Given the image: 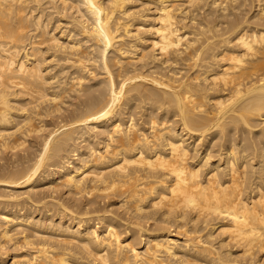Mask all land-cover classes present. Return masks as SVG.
Wrapping results in <instances>:
<instances>
[{"label":"bare ground","instance_id":"bare-ground-1","mask_svg":"<svg viewBox=\"0 0 264 264\" xmlns=\"http://www.w3.org/2000/svg\"><path fill=\"white\" fill-rule=\"evenodd\" d=\"M226 1L0 0V151L6 148L20 151L31 133H41L34 137L42 139L35 155H29V164L23 160L27 165H20L21 160L19 163L16 159L20 167L17 164L16 168L15 163L14 170L9 168L8 176L0 175V189H9V193L0 191V204L13 199V206H17L22 194L37 199L35 195L41 187L39 191L36 188L45 180L49 186H44L43 192L63 186L71 198L102 193L110 199L109 195L116 196L120 190L123 198L117 196L121 199L119 205L122 204L119 207L123 210L125 205L130 206L136 213L133 217L139 219L137 222L147 218L149 223V219L155 221L153 225L158 221L170 224L169 227L174 225L173 229L178 230L189 223L195 227L191 231L190 224V229L187 226L190 231L186 229L179 237L177 230L174 234L168 229L157 233L162 225H154L155 229L148 224L149 229L153 228L149 230L143 227L146 223L134 221L139 234L144 236L142 249L140 241L135 240L138 234L132 236L135 241L122 237L121 231L118 232L121 223L117 229L114 222L118 221L114 218L108 221L112 218L109 214L108 223L100 231L92 223L90 212L82 211L85 208L76 212L70 204L61 205L60 198L61 201L55 202L57 210L53 207L52 212V198L44 201L32 198V205L41 211L38 214L58 216L60 220L53 223L49 217V222L33 218L31 205L30 210L24 205L25 211V207L20 210L23 204L19 210L15 208L18 211L3 206L0 264H72V258L78 264L86 262L87 256L80 260L68 247L74 250L79 247V251L91 256L97 264H171L170 261L172 264H264V0L253 2L255 10L251 18L256 28L241 25L242 20H237L245 17V14L239 16L241 6L246 4L243 0H233L230 4ZM199 5L204 6H200L201 11L206 6V10L215 12L210 13L216 15L215 19L220 17L216 19L219 22L221 15L228 16L231 8L237 19L228 16L235 21L230 22V34L224 33L225 30L220 34L211 21L204 24L206 12L202 14L206 16L203 23L196 22L198 26L193 22L197 29L191 23L195 30L183 29L188 27V22L182 24L188 10H193L188 8ZM68 11L71 20L63 22L62 17L66 18ZM53 19L57 26L49 28ZM169 62L170 66L179 64V72L171 71L175 66L169 68L170 74L160 68L167 69L165 64ZM180 65L196 66V72L187 77L182 73L185 66L182 69ZM180 71L186 77L177 74ZM66 96H74L81 102L70 115L64 112L67 117L61 114L63 119L58 122L59 115H51L63 112L61 105ZM137 99L144 102L146 121L143 117V123L149 125L146 131L135 119L136 108L142 102H136ZM27 104L33 106L28 108ZM132 108L136 109L132 110L135 114L123 116L128 118L124 122L122 115ZM19 117H23L21 121L17 120ZM44 117L49 121L55 118L54 127H47ZM260 124L263 126L258 127ZM245 131L257 132V140H250L249 133L246 139L240 136L243 140L239 141L235 133L243 135ZM18 146L21 147L17 149ZM213 147H217V158L212 156L216 154L211 151ZM14 152L7 153L15 157ZM192 152L194 155L201 152L198 164H194L197 161L193 157L195 162L190 163L192 159L189 162ZM2 153V157L7 154ZM56 179L61 180L58 186L52 185ZM23 188L19 193L18 189ZM57 194L53 195L56 200ZM99 194L95 196L97 199L102 196ZM103 198L105 201L104 196L100 202L97 200L100 205L104 204ZM147 202L151 203V207L148 204L151 211L146 209ZM84 206L87 208L89 203ZM110 208H105L111 211L108 213L116 211ZM105 213L100 216L103 220ZM64 218L67 221L62 222ZM24 223L26 227L33 226L30 227L33 238L38 236L42 240L45 235L38 234H49L44 229H51L60 231L58 235L64 239L53 236L47 239V235L42 243L34 242L30 234L22 233V246L30 245L36 251L25 254L32 249L25 245L29 250L16 253L19 240L12 241V228L25 230L20 227ZM18 235L19 232L16 239ZM11 241L18 246L11 247L13 252L7 245ZM58 243L60 246H56ZM258 254L261 257L255 262Z\"/></svg>","mask_w":264,"mask_h":264},{"label":"rangeland","instance_id":"rangeland-1","mask_svg":"<svg viewBox=\"0 0 264 264\" xmlns=\"http://www.w3.org/2000/svg\"><path fill=\"white\" fill-rule=\"evenodd\" d=\"M231 1H233V0H227L225 3L230 4ZM235 1H236V0H234L233 2H235ZM238 1H240V0H238ZM247 1H249V2L247 3ZM241 2H242V0H241ZM253 2H255V0H254V1H253V0H243V3H246V4H245V6H244V5L241 6V8H240L241 10H239L240 15H239V13H237V14H238L239 16H243V14H245V17H244V18H243V17H241L240 19H239V17H238V19L235 18L237 15H236V14L232 15L231 8H229L230 10L228 11V13H229L228 16L231 17V18L233 17L234 20H236V19L239 20V21L242 20V21H241V23H242L241 25H243V24H248V25H250L251 28L255 27L254 25H256V24H254V22H253V20H252L253 18H251L252 15H253L252 13H254V10H255L254 7H253V4H254ZM200 6L204 8V6H202V5H199V6H193V8H192V7H189V8H188V9L191 8V9H193V10H188V12H187L188 15H187L186 21H185V23H182V24H187V22H188L187 26H188V27L191 26V27H190L191 29L188 28V27L183 28V29H188L189 31H191V30H195L194 27H195L196 25L199 26L200 21H201V23H203L205 17L208 15V16L206 17V18L208 19V21H207V19H205L206 21H204V24H205L206 22L211 21V22H213V24H212V25H211V23H209V24H210L211 26H214L215 29H216V26H217V30L219 29V33H220V34H222L223 30H225L224 33L227 32V34H230V30H231V26H230L231 23H230V22H231V21H232V22H235L234 20L229 19L228 16L221 15V17H222L221 19H222V20H221V22H219L220 19H218L219 21H217L216 19H217V18H220V17L217 16V18L215 19L216 15L213 16L214 14H213V15L211 14V13H215V12L210 11V9H209V10H206V9H208L206 6H205L204 11H201V10H200ZM197 7H199V8L196 9V11H195V8H197ZM243 7H244V9H243ZM203 8H202V9H203ZM250 9H251V11H250ZM198 10H199L200 13L198 12ZM205 10H206V11H205ZM242 10H249V11H244V12H243ZM189 11H190V13H189ZM192 11H194V12H196V13H194V12H192ZM207 11H209V12H208L209 14L207 13ZM240 11H242V12H240ZM68 12H69V11H68ZM68 12H66V14H67ZM201 12H202V13H201ZM205 12H206V13H205ZM210 12H211V13H210ZM237 12H238V11H237ZM245 12H246V13H245ZM204 13H205L206 16H205V15H202V14H204ZM68 14H69V15H68ZM68 14H67V17L69 16L68 18H67V17H66V18H65V17H62V18L65 20V21H63V22H66V21H68V20H71V19H69V18H70V12H69ZM196 14L201 15L200 17L198 16V18H200V19L197 18V15H196ZM210 14H211V15H210ZM218 14H219V12H218ZM246 14H247V15H246ZM189 15L191 16V18L193 17V20H195V18H196L197 21H196V20L193 21L192 19H189V18H190ZM194 15H195V18H194ZM209 15H210V17L213 16L214 18L211 17V20H210V19H209V18H210ZM249 15H250V16H249ZM219 16H220V15H219ZM201 17H202V19H201ZM187 19H188V20H187ZM214 19H215L217 22H216ZM243 19H244V20H243ZM247 19H250L251 21L248 20V22H247ZM189 20H190V22H189ZM191 20H192V21H191ZM212 20H213V21H212ZM249 21H250L251 23H250ZM193 22H195V23L198 22L199 24L196 23V25H194ZM244 22H245V23H244ZM56 23H57L56 21H55V23H54V19H53L52 22L50 23L51 26H49V28L55 26ZM190 23L193 24L194 27H193L192 25H190ZM217 23H219L220 25L217 24ZM252 23H253V24H252ZM53 24H54V25H53ZM214 24H215V25H214ZM218 25L220 26V28H218ZM56 26H57V24H56ZM252 26H253V27H252ZM192 27H193V29H192ZM259 27H260V26H259ZM54 28H55V27H54ZM65 28H66V27H65ZM197 28H198V27L196 26V29H197ZM212 28H213V27H212ZM223 28H224V29H223ZM255 28H256V27H255ZM213 29H214V28H213ZM59 31H60V29H57V33H60ZM196 31H197V30H196ZM64 40H65V39H64ZM237 48H238V47H237ZM181 56H182V55H181ZM169 63H170V62H169ZM169 63H166V64H165L166 66H168L167 69H166V68H163L162 66H161L160 68H161L162 70L165 69V71L167 70V72H168L170 69H175V67H176L177 70H176V69H175V70H171L172 72H173V71H176V72H177L178 70L181 69V67H179V64H178V65H175V64H174V66H175V67H174L173 65L170 66L171 63H170V64H169ZM189 63H192V62H189ZM165 65H164V66H165ZM166 66H165V67H166ZM177 66H178L179 69L177 68ZM180 66H183V65H180ZM184 66H185V65H184ZM184 66L182 67V69L184 68ZM173 67H174V68H173ZM169 68H170V69H169ZM185 68H188V69H186L187 72L185 71ZM185 68H184V70H183L184 72L180 71V73H177V74H180V76L182 75L181 77H183V74H181V72H182V73H185V75H187V77H189L190 74L192 75L194 72H196V66L193 67V68L190 67V66H189V67H188V66H185ZM158 69H159V68H158ZM189 69H190L191 71H190ZM159 70H160V69H159ZM162 70H161V71H162ZM171 71H169V72L171 73ZM193 71H194V72H193ZM163 72H164V71H163ZM169 72H168V73H169ZM178 72H179V71H178ZM170 73H169V74H170ZM186 73H188V74H186ZM176 76H177V75H176ZM180 76H178V77H180ZM184 77H186V76H184ZM184 77H183V78H184ZM225 91H226V90H225ZM66 97H67V96H66ZM66 97H65V99H66L67 101L64 99V103L61 105V106H62L61 108L64 109V110L67 109L68 111H66V110L64 111V110H63V112H60V113L57 112V113H54V114L52 113V115H51V116L55 115V117H56V114L59 115V117H57V118H59V119H57L58 122H60V121L63 119V116H64V117H67V116L65 115L66 112H67V114L69 113L68 115H70V114L72 113V111H74V110L78 107V105L80 104V102H81V100H80V101H79L78 99L76 100V98H75L74 96H72V97H67V98H66ZM70 98H71V100H73V101H71ZM24 99H27V97H25ZM69 100H70V102H69ZM140 100H141V99H137L136 102L138 101V103H139ZM77 101H79V102L77 103ZM141 101H142V102H141ZM141 101H140L141 103L139 104V108L137 107V104H136V102H135V104H136L135 106L137 107V108H136L137 110L134 109L135 107L132 108V109H130L131 111L129 110L128 113H124V115H122V119H123L125 116L127 117L129 113H131V114L134 113L135 110H136L137 113H136V114L134 113L135 116H136L135 119L137 118L136 121L139 122L138 124H142V125H141V126H142V129L146 131V130H148L149 125L145 124V122L143 123V117H144V121H146V120H145L146 117H145V115H143V114L145 113V111L143 110L144 108H142V106L144 105V102H143V100H141ZM73 102H74V103H73ZM75 102L77 103L76 105H75ZM35 104H36V103H35ZM44 104H45V103H44ZM44 104L41 103V106H44ZM65 104H66V105H65ZM71 104H72V105H71ZM26 106H28V108H29V107H32L33 105L30 106V104H29V105L27 104ZM63 106L66 107V108H64ZM76 106H77V107H76ZM67 107H68V108H71L72 110H71V109H68ZM73 107H74V108H73ZM133 109H134V112L132 111ZM70 110H71V111H70ZM61 111H62V110H61ZM139 111H140V113H139ZM143 111H144V112H143ZM64 112H65V114H64ZM138 113H139V115H137ZM61 114H63V116H62ZM140 115H141V116H140ZM123 116H124V117H123ZM132 116H133V115H132ZM61 117H62V118H61ZM133 117H134V116H133ZM22 118H23V117H19V118H17V120H18V121H21ZM44 118H45V119H42V120H43L44 122L46 121V123L48 122V124H46L47 127H50V128H51V127H54V125H55V123H56V122H55V121H56L55 118H54L55 121H54L53 118H51V119H50L51 121H49L48 118H50V115H48V118H47V117H44ZM60 118H61V119H60ZM172 118H173V117H172ZM19 119H20V120H19ZM52 119H53V120H52ZM125 119L127 120L128 118H124V119H123L124 122L126 121ZM54 122H55V123H54ZM50 123H52V125H51ZM256 123H260V120H256ZM141 126H139V127H141ZM147 126H148V127H147ZM261 126H263V125L260 124L258 127H261ZM149 131H150V129H149ZM42 133H44V132H42ZM234 133H235V132H234ZM246 133H247V134H246ZM249 133H251V132H250V131H249V132H248V131H247V132L245 131V132L243 133V135L245 134L244 137H243V135H242L241 132H240V133L237 132V133H235V134H236L238 140H239V141H242L243 139H241V138H239V137L241 136L242 138H245L246 135H247V136L249 135ZM31 134H32V135H31L30 137H28V140H27L26 143H27V145H28V144H30V142H31V143L33 142L32 145H34V146L32 147V145H31L30 147H28V146L26 145L27 147L24 146V147H26V149H25L23 146H22V147H23L24 149H23L21 146L16 147L17 149L21 147V149H23V150L20 149V151H22V153H20L19 150L16 151L15 149H13L15 152H17V153L14 152L15 157L12 156L13 154L11 155V156H12V157H11V156L9 155L10 152L7 153L9 150H11L12 153H13V150H12L11 148H8V149H7V148H6V149H2L4 152H3V151H0L1 153L3 152V153H2L3 155H5V154L7 153L5 156H3V157H5V158H3L2 155L0 154V156H1L0 160L3 161V162H0V166H3V165H5V166H6V165H9V166H7L8 168L4 166L8 171L5 170V169H3L4 167H0V169L3 170V172L1 171V173H0L1 176H8V173H10V170H11V171L14 170L17 164H18L17 166L20 167V165H27V164H29L28 161L31 162V157H33V156L35 155V149L38 150V148H39V146H40V143H41V140H42V139H40V138H38V140H37V138L34 137V135H36V137L41 136V133H40V134H39V133H35L34 135H33V133H31ZM37 134H38V135H37ZM256 134L258 135L257 132H252L251 135H249L248 137L250 138V140H252V138H253V140L255 141V139L257 140V138H256L257 135H256ZM253 135H255V137H254ZM32 136H33V137H32ZM250 136H251V137H250ZM252 136H253V137H252ZM32 138H34V141H32V140H33ZM246 138H247V137H246ZM246 138H245V139H246ZM254 138H255V139H254ZM29 139H30V140H29ZM31 139H32V140H31ZM35 139H36V140H35ZM253 140H252V141H253ZM39 141H40V142H39ZM254 141H253V142H254ZM34 143H37V146H36V144H34ZM38 143H39V144H38ZM101 146H102V144H101ZM214 148H215L216 150H215ZM30 149H32V150L34 149V150H33L34 153L32 152V150H31V152H29ZM5 150H6V151L8 150V151L6 152ZM25 150H26V151H25ZM213 150L216 152V154H214L215 152L212 153ZM211 151H212L211 154H214V155H212V156H215V155H216L215 157L217 158V157H218L217 147H213V148L211 149ZM23 152H24V154L26 153L25 156H24ZM4 153H5V154H4ZM197 153H198V152H197ZM197 153L195 152L196 155H194L193 152L190 154L189 162H190V160L192 159V162H190V163L193 164V162L197 161V162H195L194 164H198V162H200L199 154H200L201 152H199L198 154H197ZM10 154H11V153H10ZM19 154H21V155H19ZM31 154H33V155L31 156ZM192 154H193L194 156H191ZM29 155H30L31 157H29ZM9 156H10V157H9ZM16 156H18V157L21 156V157L18 158V157H16ZM197 156H198V157H197ZM6 157H7V159L9 158V159H10L11 161H13V162H11L9 159H8L9 161L6 160ZM13 157H14V158H13ZM22 157H23V158L25 157V158L23 159ZM28 157H29L30 160H28ZM191 157H193V158L195 159V161H193L194 159L191 158ZM2 158L5 159V160H3ZM21 158H22V159H21ZM213 158H214V157H213ZM216 158H214V159H216ZM16 159H17V160H16ZM15 160L18 161L19 163H20V160H21L20 165H19V163L15 162ZM23 160H24V162H27V164H25L24 162H22ZM25 160H26V161H25ZM5 161H7L8 164H7V162H5ZM9 162H11V163H13V164L11 165V163L9 164ZM1 163H2V164H1ZM3 163H4V164H3ZM15 163H16V164H15ZM14 164H15V167L12 169V167L14 166ZM23 167H24V166H22V168H23ZM203 167H204V165H203ZM9 168H10V170H9ZM16 168H17V167H16ZM202 169H203V168H202ZM205 169H206V167H205ZM4 171H7V172H5V174L7 173L6 175H4ZM141 176H142V175H141ZM56 181H58V180H57V179H56L55 181L53 180V181H52V185H54V183H55V185L57 184V186H58V185L61 183V180H60V179H59L60 182L58 181L59 183L56 182ZM40 184H41L42 186H41ZM40 184H39L38 187L36 188V189H38V191H39V188H40V187H41L40 190L42 191L43 188H44V186H46V188H47V186H49V183H47V181H45V180H44L43 182H41ZM55 187H56V186H55ZM46 188H45L44 190H46ZM58 188H59V189H57V187H56V189L53 188V189L51 190V192H49V193H47V191H48L49 189H47V191H44V192L42 191V193H41V191H40V193L43 195V197H42V195L39 196V194H40L39 192H38V195H37L36 193H34V195L36 194L35 196L38 197L37 199H35V197H31V198H30L31 195L28 196V195H25V194L23 195V194H22V195L20 196L21 198H19V205H17L18 203L15 202V204H16L17 206H15V205L13 206V204H14L13 202H14L15 200H13V199H6L4 203L0 204V211H1V208H3V206H4V207H5V206H8V207L10 206L9 208H11V207L13 208V207H14V210H13V211H18L19 208L21 207V205L23 204V205H22V208H20V210H21V211H23V210L25 211L26 207H27V208L29 207L27 210H30V209L32 208V209L30 210V212H33V218H34V217H35V218H41L42 220H46V219H47L48 222H49V218H50V221L53 219L52 222H53V223H56L57 219H58V221L60 220L59 218H57L58 216H55V217L51 218L50 216H47V217H46L45 215L42 216V213H41V214H38V213H40L41 211H39L35 205H32L33 203H32L31 201H32V198H33L35 201L39 200L40 198H41V201H44V200H50V199L52 198L51 200H53L54 203L50 204V208H51L52 210H53L54 208L57 210V207L55 206V202L58 201V200L61 201V200L63 199V201H62L63 204H61V205H64V204H65L64 206H67V205L70 204V207H71V206L73 207V209H72V208H70V209H72V210H74V211L76 210V212L81 211V208H83V209L85 208V209L82 210V211L87 210L88 212H90V213H89V216H90V217H93V221H92V223L95 222V225L98 226V229H99L100 231H102V230L104 229V226H106V223H108V221H111V220H113V218H114V220H117V221H118V223H116V221L114 222V223L116 224V228H117V229L119 228V226H120L119 222H120V223H121L120 229H122V228L124 229V231H123V229H122V230L118 229L119 231L117 230L119 233H120V231H121L122 237L126 238L127 240L129 239L128 241H135V240H137V241H136L137 243H138V241H140V242H139V246H142V249L144 248V247H143V244H142V243L144 242V241H143V240H144V238H143L144 236H142L141 234H139L138 229H137V227H136L137 225H135V223L137 222L136 219H138V218H137V216H135V218L133 217L134 214L136 215V213H134V210H133V209L131 210V208H129L130 206H129V207H126V205H125V206L123 205L124 207H126V208L123 207V210H127V211H125V212L128 214V215H127V214H126L125 212H123V210L119 207V206H122V204H121V205H119V204L121 203V199L123 198V196L120 194V193H122L120 190H118V191L116 192V196L113 195V194H111V195L108 196V197H110L111 200H110V199H107V196H106V195H104V194L102 195V193H100V194L97 193V194H99V195H102V196L106 197L105 201H104V198H103V202H104V204L101 203V205L103 204L104 206L102 205V206H103V207H102V206L99 204L100 200L102 199V196H101V197L99 196L100 198L98 197L100 200L97 199V197H95V196H98V195H97L95 192H94V193H95V196H94V197H88V196L81 195V194H78V195L75 196V197L72 195L73 198H76V200H75V199H73V198L70 197L71 194H70V196H68L69 193H68V195H67V192H68V191H67V189H66L65 187H64L65 189H62L63 186H62V187H59V186H58ZM1 189H2V188H1ZM1 189H0V191H1L2 193H4V192H6L7 190H9V189H7V190L5 191V189H2V190H1ZM20 190H21V192H22V191L25 190V188H23V189H18L19 193H20ZM26 190H27V189H26ZM55 190H57L58 192L61 191V190H62V191L64 190L63 192H60V193H62L63 195L65 194V199L63 198V195H62V194H59V193L57 194V191H55ZM3 191H4V192H3ZM18 191L16 190L15 192H18ZM53 191H55V192H53ZM7 192L9 193V191H7ZM52 192L55 193V194H52ZM94 193H93V195H94ZM117 193H118L119 195H117ZM26 194H27V193H26ZM56 194L58 195V196H57V198H58L57 200H56V197L54 198V196H53V195L56 196ZM45 195H46V196H49V197H45V198H48V199H45V198H44ZM60 195H61V196H60ZM93 195H92V196H93ZM120 195H121V196H120ZM124 195H125V194H124ZM32 196H33V194H32ZM66 196H67V197H66ZM114 196H115V199H114ZM117 196H120L121 199H120V197H117ZM78 197H79V198H78ZM81 197H83V198H81ZM116 197H117V198H116ZM22 198H23V199H22ZM42 198H44V199L42 200ZM60 198H62V199H60ZM66 198H67V199H66ZM80 198H81V200H80ZM85 198H86V199H85ZM112 198H113V200H112ZM21 199H22L23 201H22ZM24 199H25L26 201H28V202H27L28 204L26 203V201H24ZM69 199H70V200L72 199V201H70ZM119 199H120V200H119ZM20 200H21V201H20ZM34 200H33V201H34ZM68 200H69V203H68ZM73 200H75V201H78V200H79L81 203L78 201V204H77V206H76V205H74V204H76L77 202L74 203L75 201H73ZM87 200H88V201H87ZM97 200H98L99 202H98ZM39 201H40V200H39ZM53 201H51V202H53ZM66 201H67V202H66ZM82 201H83V203H82ZM85 201H87V202L89 203V206H87V208L89 207L91 210H90V209H87L86 206H84V205H87V204H88V203H86ZM106 201H107V202H106ZM20 202H21V203H20ZM62 202H61V203H62ZM84 202H85L86 204H85ZM97 202H98V203H97ZM101 202H102V201H101ZM117 202H118V203H117ZM8 203H10V204H8ZM25 203H26L27 205H26ZM72 203H73V204H72ZM107 203H108V204H107ZM110 203H111V204H110ZM114 203H115V204H114ZM3 204H5V205H3ZM79 204H80V206H78ZM83 204H84V205H83ZM148 204H149V206L151 207V205H150L151 203H150V202H147L146 205H145V206H146V209H148L147 211H149V210L151 211V208L148 206ZM24 205H25L26 207H25ZM29 205H31L32 207L29 206ZM97 205H98L99 208L97 207ZM109 205H110V206H109ZM128 205H129V204H128ZM33 206H34V207H33ZM75 206H76V207H75ZM108 206H109V207H108ZM111 206H113L114 209H113ZM116 206L119 208V209H118L119 211H118L117 209H115V208H117ZM8 207H7V208H8ZM18 207H19V208H18ZM24 207H25V208H24ZM30 207H31V208H30ZM53 207H54V208H53ZM78 207H80V208H78ZM110 207H111L112 209H111ZM147 207H148V208H147ZM15 208H17L18 210H17V209L15 210ZM23 208H24V209H23ZM34 208H36V210H35ZM74 208H75V209H74ZM76 208H78V210H77ZM105 208H107V209L110 208L112 211L116 210V211H118V212H117V214H116V211H114L115 214H114V212H113V213H108V212H111V211H110V210L107 211ZM22 209H23V210H22ZM98 209H99V210L101 209V210L99 211ZM120 209H121V211H122L121 214H119V213H120ZM33 210H35L36 212L33 211ZM56 210H55V211H56ZM129 210H130L131 212H130ZM152 210H153V209H152ZM98 211H99V212H98ZM101 211H102V212H101ZM105 211H106V213H107V214L105 213L107 216L105 215V216H106V217H105L106 220H105V219L103 220V219L100 218V216H104V212H105ZM132 211H133V212H132ZM34 212H35V213H34ZM52 212H54V210H53ZM124 213H125V214H124ZM132 213H133V214H132ZM96 214H97V215H96ZM108 214H109V216L112 217V218H110V217L108 216ZM131 214H132V217H130ZM38 215H39V216H38ZM40 215H41V216H40ZM126 215H127L128 218L125 217ZM42 217H43V218H42ZM48 217H49V218H48ZM98 217H99L101 220H100ZM124 217H125V219H127V220H124ZM129 217H130V218H129ZM158 217H160V216H158ZM97 218H98V219H97ZM109 218H110V220H108ZM132 218H133L132 221H133V222L136 221V222H134V223L132 222V223H131L130 221H131ZM65 219H66V218L62 219V222L67 221V220H65ZM121 219H123V221H122ZM134 219H135V220H134ZM145 219H146V221H145ZM145 219L143 220V218H141L140 221H138L137 223H140L141 225H145V224H143V222H144V223H146V225L143 226V227L149 229V227H150V225L152 224V222L154 223L155 221H153L152 219H149V220H150V223H149L148 220H147V218H145ZM99 220H100L101 222H100ZM107 220H108V221H107ZM129 220H130V221H129ZM138 220H139V219H138ZM209 220H210V219H209ZM211 220H213V219L211 218ZM215 220H217V219H215ZM215 220H214V221H215ZM58 221H57V222H58ZM121 221H122V222H121ZM214 221H211V222H214ZM52 222H50V223H52ZM96 222H97V223H96ZM98 222H99V223H98ZM103 222H104L105 225H103ZM127 222H128V223H127ZM141 222H142V223H141ZM157 222H158V221H157ZM157 222H156L154 225H156V226H160V227H161V225H162V227H161L162 230H161V229L158 230V228L152 224V225H153V228H155V227L157 228V231H155V232H157V233H165V232H167L168 230H169V231L172 230L171 232H173L172 234H174V233H176V231L174 232V230H177L176 235L179 236V234H180L181 232H183V233H181V235L185 233V231H186V229H187V226H188L189 229H190V227H191V229H190L191 231H193V230L195 229V227H194V229H193L192 226H194V225L191 224V223H189V225H187V226H185V227H180V228H179L180 230H178V229L175 228V227H174L175 229H173V226H174V225L169 227L170 224L167 226V224H165V223H163V222H158V223H157ZM100 223H102V224H100ZM159 223H160V225H159ZM161 223H162V224H161ZM132 224H133V225H132ZM148 224H150V225H148ZM190 224H191V226H190ZM101 225H102V227H101ZM124 225H125V226H124ZM134 225H135V227H134ZM152 225H151V226H152ZM201 225L203 226L202 223H201V224L199 223V226H200V227H201ZM26 226H27V225H25V223H24V226L21 225L20 227H22V228L25 229V230H22L21 228H19L21 231H18L19 229L15 230V231H18V232H19L18 239H16V238H17V234H18V232H17V234L15 235V233H16V232L14 231L15 228H14V229L12 228V231L14 232V233L12 232V233H13V234H12V235H13V236H12V238H13L12 241L15 242V241L19 240V242L17 241V244H18L19 247L17 246V244H15V245L18 247L17 250L15 249L16 251L14 250V252H16V253H24V251H25L27 248L30 247V245H27V244H24V246H25V245L28 246L27 248H25L24 246H22V245H23V242H22L23 239H22V237L24 236V234H25V235H26V234H27V235L30 234V238H31V237H32L31 235H32V233H33V232H32L33 226H29V227H26ZM123 226H124V227H123ZM130 226H131V229H132V228H133V229L136 228V229L131 230V229L129 228V230H130L131 232H128L129 230L126 231V228H128V227H130ZM165 226H166V229L163 230V228H165ZM189 226H190V227H189ZM24 227H25V228H24ZM30 227H31L32 229H31ZM49 227H50V226H49ZM100 227H101V228H100ZM160 227H159V228H160ZM168 227H169V228H168ZM203 227H204V226H203ZM28 228L31 229V231L29 230V232H28ZM153 228L151 227L149 230H153ZM156 228H155V229H156ZM181 228H183V231H181ZM26 229H27V230H26ZM155 229H154V230H155ZM167 229H168V230H167ZM189 229H187V232H188ZM136 230H137V231H136ZM190 230H189V231H190ZM44 231L50 232V233H49L50 235H49L48 233L38 234V235H39V236L41 235V237H42V235H45V237L43 236L44 238H46V236L48 235L47 239H48L50 236H53V238H54V237H55V238H56V237H59L60 239L57 238L58 240H62V239H64L63 236L60 237V236L58 235V234L60 233V231H58L57 233H56V230H51V229H47V230L44 229ZM132 231H135V232H132ZM179 231H180V232H179ZM27 232H28V233H27ZM124 232H125V234H124ZM22 233H23V236H21ZM190 233H191V232H189L188 234H189V235H194L193 232H192V234H190ZM121 234H120V235H121ZM135 234H138V235L136 236ZM19 236H20V237H19ZM125 236H126V237H125ZM132 236H133V238H135V236H136L137 239L135 238V240H134V239L132 238ZM182 236H183V235H182ZM182 236H179V237H182ZM37 237H38V236H36V237H34V238L32 237L31 240L33 239L32 241H34V242L41 241V243H42V241L44 240L43 237L41 238L42 240H40V237H38L39 239L37 240ZM19 238H20L21 240H20ZM35 238H36V240H35ZM51 239H52V238H51ZM131 239H132V240H131ZM138 239H139V240H138ZM142 239H143V240H142ZM53 240L55 241V239H53ZM53 240H48V242H49V241H53ZM12 241H11V242H12ZM20 241H21V244H20ZM54 241H53V242H54ZM11 242H8V243H10L11 245H10V244H7V245L9 246L8 249H10L11 247L14 249L13 246H15V245L13 244V242H12V243H11ZM56 242H57V241H56ZM15 243H16V242H15ZM58 244H59V243H58ZM58 244H57L56 246H60V244H59V245H58ZM20 245H21L22 247H24V249H23ZM62 245H63V243H62ZM65 246H66V245H65ZM33 247H35V245H34ZM72 247H75V246H72ZM12 248H11V249H12ZM19 248H21V250H20ZM30 248H32V247H30ZM30 248H29V249H30ZM13 249L10 250V252H11V251L13 252ZM29 249H27V250H29ZM33 249H34V250H33ZM68 249H69V251H71V253H75V252H76V255L74 254V257H75V256H78V258H80V260H82L81 258H83L84 256H87V257L84 258V259H86V260H85L86 262L82 261V262H84V264H86V263H87V264H92V263L94 262V259H93L91 256L85 255V254H86L85 252L79 251V250H80L79 247H78V248L75 247V250H78V253H77V251L74 250V248H70V247H68ZM71 249H73V250H71ZM22 251H23V252H22ZM30 251H31V252H30ZM30 251H29V252L25 251V254H28V253H29V254H32V253H33L32 251H36V248H32ZM73 251H74V252H73ZM26 252H27V253H26ZM81 252H82V255H81V257H80ZM79 253H80V254H79ZM77 254H79V255H77ZM83 254H84V255H83ZM258 255H259V256H258ZM258 255H255V257H254V258H255V259H254L255 262H257V261L260 259V257H261V256H260L261 254H258ZM257 256H258V258H257ZM88 257H89V258H88ZM90 257H91V259H90ZM92 259H93V262H91ZM70 260L73 261V262L70 261V263H72V264H74V263H75V264L80 263V262H78V261H75V259H73V258L70 259ZM87 260H88L90 263L87 262ZM247 260H248V258H247L244 262H245V263L248 262ZM254 260H253V261H254ZM76 262H77V263H76ZM82 262H81V263H82ZM95 262H96V261H95ZM95 262H94V263H95ZM170 263L172 264L171 261H170ZM173 263H174V261H173ZM242 263H243V262H242ZM82 264H83V263H82ZM95 264H97V262H96ZM194 264H196V263H194ZM197 264H198V263H197Z\"/></svg>","mask_w":264,"mask_h":264}]
</instances>
